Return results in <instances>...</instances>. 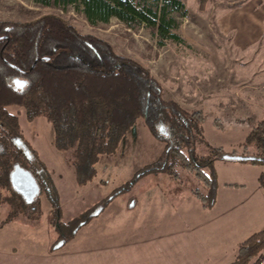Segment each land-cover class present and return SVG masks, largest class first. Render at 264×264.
<instances>
[{
	"label": "rangeland",
	"instance_id": "1",
	"mask_svg": "<svg viewBox=\"0 0 264 264\" xmlns=\"http://www.w3.org/2000/svg\"><path fill=\"white\" fill-rule=\"evenodd\" d=\"M180 1V9L166 7L167 17L175 20L171 31L179 39L168 38L163 44L155 30L138 18L90 20L82 0H0V21L30 22L54 14L81 33L109 42L118 54L150 71L160 82L166 100L178 102L190 113H201L205 141L193 134L191 144L183 149L187 157L190 151L208 155V143L225 152L241 153L250 130L264 118V43L242 49L233 43L229 26L227 32L221 26L223 12L246 0H208L204 8L200 0ZM134 3L144 13L152 9L159 17L166 4L164 0ZM10 110L19 113L26 143L37 156L30 154L31 161L24 166L35 177L39 192L27 199L16 197L10 187L0 185V264H150L147 260L158 255L148 257L146 253L140 261L144 258L143 242L133 245L132 241L140 238L133 229L159 224L151 222L150 217L172 215L174 219L180 203L186 208L192 202L201 208L214 206L217 211L201 213L198 221L202 228L197 234L199 242L207 237L213 243L214 247H208L205 241L212 252L200 248L189 253L185 240L182 246L183 257L190 255L203 264H231L240 244L264 230V167L260 165L216 160V196L210 206L205 205L204 181L183 160L164 156L165 141L154 136L140 117L114 152L99 156L94 178L81 184L71 150L62 151L56 145L53 124L44 116L29 119L18 107ZM159 127L169 137L168 126ZM169 139L171 145L175 144L173 138ZM20 146L26 148L24 143ZM254 151L255 144L249 142V150L244 153ZM153 166L165 169L145 172L133 182L138 173ZM204 171L208 173V169ZM157 183L166 188L146 190L147 185ZM122 186L128 189L114 195ZM219 192L225 201L217 198ZM90 211L91 219L72 232L76 221ZM215 220L221 222L211 230ZM150 230L141 231V238L149 236L150 240L155 232ZM173 232L167 235L172 252L176 249ZM187 240L191 242V236ZM236 246L235 257L230 260ZM261 253L264 263V249Z\"/></svg>",
	"mask_w": 264,
	"mask_h": 264
},
{
	"label": "trees",
	"instance_id": "2",
	"mask_svg": "<svg viewBox=\"0 0 264 264\" xmlns=\"http://www.w3.org/2000/svg\"><path fill=\"white\" fill-rule=\"evenodd\" d=\"M82 1L90 20L108 21L112 16L124 21L138 18L155 30L160 44L168 38L179 39V35L171 31L175 20L167 17L166 7L180 9L183 7L180 0H164L166 4L160 17L152 9L141 11L135 0ZM207 1L200 0L202 8ZM15 79L25 80L26 86L17 88ZM10 107L23 109L29 119L44 116L53 124L56 145L62 151L71 150L81 184L94 178L99 156L114 152L140 117L154 136L165 141L164 156L183 160L187 168L204 181L205 205L210 206L216 196V160L264 167V118L250 130L243 152H225L208 143V155L190 151L187 157L183 149L189 147L193 134L201 135L205 141L201 113H190L178 102L166 100L160 82L147 68L118 54L109 42L81 33L54 14L30 22L0 21V185L10 187L16 197H22L12 182V173L18 167L27 169L24 163L31 161L30 154L37 156L26 143L19 113L12 112ZM165 124L169 137L164 136L159 127ZM170 137L175 144L168 142ZM249 142L255 144L256 151L247 155L244 152L249 150ZM22 143L26 148L20 146ZM156 169L165 168L153 166L141 171L133 182L143 173ZM204 169H208V173ZM126 189L127 186L119 187L114 195ZM196 193L201 195L199 191ZM6 200L12 201L9 197ZM92 216L91 211L84 214L76 221L72 232ZM2 226L3 223L0 228ZM263 249L264 230L240 244L231 264H264L260 261ZM257 255L259 259L250 263Z\"/></svg>",
	"mask_w": 264,
	"mask_h": 264
},
{
	"label": "crops",
	"instance_id": "3",
	"mask_svg": "<svg viewBox=\"0 0 264 264\" xmlns=\"http://www.w3.org/2000/svg\"><path fill=\"white\" fill-rule=\"evenodd\" d=\"M220 21L221 26L223 27V30L225 32L229 30L230 32L232 31L234 33L233 43L241 47L242 49L249 48L262 42L264 43V0H246L241 5L226 9L223 12ZM227 26H229V29H227L226 31ZM262 61H264V55ZM138 184L139 183L137 182L134 186H138ZM160 185L161 184L158 183L147 185L146 190L154 187H159L161 189L166 188V185ZM218 197L222 198V201H225V197L223 198L221 192H219V194L217 195V198ZM192 203L193 204L187 205L188 208L184 207V205L180 203L179 205L181 206H179V215L174 217V219H172V215L150 217L151 222L157 221L159 222V224H153L152 226L143 224L141 227L133 229V231L136 232V235L140 236V238L132 241L134 242L133 245H139L140 242H143V244L141 245H143L144 249L141 251V253L144 254V258L140 259V261L146 258V253L148 257L151 254L156 253L158 256L153 259L147 260L150 262V264H203L200 259H192L190 255L187 256V258L183 257L181 253H185V250L182 249V246L185 245V240L189 246V253L195 251L198 252L200 248L209 250V245L214 247L211 241H207V237H205L204 241L201 240L199 242L198 235L202 228L201 226H199L198 221L201 213L208 214L212 210L214 212L217 211L216 209H214V206L208 209L206 207L201 208L200 205L194 202ZM208 210L209 212H207ZM141 221H136L135 224ZM220 222V220L213 221L211 224V230L214 229ZM148 228H151L150 231H155L154 234L151 235L150 240H148L149 236H144V239L141 238L143 236V233L141 231L146 232ZM173 231L176 232V234L171 235L172 237H176V239L173 240L176 246V249L173 247L174 252H172L171 245L169 246L167 238V235L170 232L172 233ZM193 235L196 236V240L194 239ZM190 236L191 242L187 240V237L189 238ZM184 237L186 238L184 239ZM145 238L147 239L145 240ZM205 241L208 243V247L206 246ZM147 242L149 243L145 246V243ZM237 248L238 246L234 248L235 250L232 248L234 251L232 253V256L230 257V260L234 259ZM209 251L212 252L211 250ZM167 255L170 256V259L167 258ZM218 262L221 263L223 261L219 260ZM207 263H209V261ZM135 264H142V262H138Z\"/></svg>",
	"mask_w": 264,
	"mask_h": 264
},
{
	"label": "water",
	"instance_id": "4",
	"mask_svg": "<svg viewBox=\"0 0 264 264\" xmlns=\"http://www.w3.org/2000/svg\"><path fill=\"white\" fill-rule=\"evenodd\" d=\"M27 82L25 80L22 79H15V86L17 88L23 89L26 86ZM24 173L28 178H30L31 183L24 181L23 185H22V189L25 192H30L33 187L35 186V180L33 177H31L30 172H28L27 170L23 169V168H16V170L12 173V182L14 184V186L19 190L21 187L19 186V176L20 173ZM38 194V189L35 188V192L32 193V195H30V199H33L35 196H37Z\"/></svg>",
	"mask_w": 264,
	"mask_h": 264
},
{
	"label": "flooded vegetation",
	"instance_id": "5",
	"mask_svg": "<svg viewBox=\"0 0 264 264\" xmlns=\"http://www.w3.org/2000/svg\"><path fill=\"white\" fill-rule=\"evenodd\" d=\"M25 170H27V169H25ZM28 171V170H27ZM28 172H30V171H28ZM31 174V173H30ZM31 177H33L34 178V180H35V186L33 187V189L30 191V192H25L23 189H22V185H23V182L24 181H27V182H29V183H31V180H30V178H28L23 172L22 173H20V176H19V186L21 187L18 191L21 193V195H22V197H24V198H29L30 197V195H32V193L33 192H35V188L36 189H38V192H39V186H38V183H37V181H36V179H35V177L31 174Z\"/></svg>",
	"mask_w": 264,
	"mask_h": 264
}]
</instances>
